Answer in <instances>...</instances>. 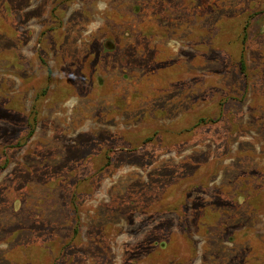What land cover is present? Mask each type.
I'll return each instance as SVG.
<instances>
[{"label": "rangeland", "instance_id": "obj_1", "mask_svg": "<svg viewBox=\"0 0 264 264\" xmlns=\"http://www.w3.org/2000/svg\"><path fill=\"white\" fill-rule=\"evenodd\" d=\"M0 264H264V0H0Z\"/></svg>", "mask_w": 264, "mask_h": 264}, {"label": "trees", "instance_id": "obj_2", "mask_svg": "<svg viewBox=\"0 0 264 264\" xmlns=\"http://www.w3.org/2000/svg\"><path fill=\"white\" fill-rule=\"evenodd\" d=\"M247 26L244 28V38H243V42H242V52L239 54V56L237 57V68H238V72L239 74L243 77V78H247L248 77V69H247V63L245 60V46H246V41H247ZM224 108L220 109V115H219V120L218 122L222 121L224 119ZM217 121H208V119L206 118H202L199 121V125H207V124H216ZM110 159V158H108Z\"/></svg>", "mask_w": 264, "mask_h": 264}]
</instances>
